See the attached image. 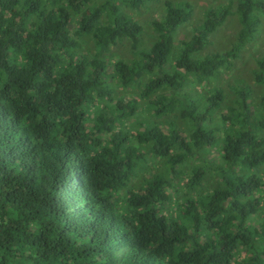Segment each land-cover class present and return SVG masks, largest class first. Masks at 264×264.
I'll return each instance as SVG.
<instances>
[{
	"label": "trees",
	"instance_id": "16d2710c",
	"mask_svg": "<svg viewBox=\"0 0 264 264\" xmlns=\"http://www.w3.org/2000/svg\"><path fill=\"white\" fill-rule=\"evenodd\" d=\"M150 1L0 0V264H264V57L257 104L239 81L220 112L213 84L264 0L208 8L186 39L191 5L163 0L145 47L125 9ZM231 16L229 49L204 52ZM123 41L134 62L102 56ZM139 102L182 128L131 131Z\"/></svg>",
	"mask_w": 264,
	"mask_h": 264
},
{
	"label": "rangeland",
	"instance_id": "374dc122",
	"mask_svg": "<svg viewBox=\"0 0 264 264\" xmlns=\"http://www.w3.org/2000/svg\"><path fill=\"white\" fill-rule=\"evenodd\" d=\"M163 0H152L148 2L146 8H141L139 10H127L126 13L130 14L133 19L136 20V23L141 28L140 40L142 41L145 47H148L150 43L154 40L155 34L150 26V21L158 18L161 8V2ZM172 2H187L192 7V16L190 19L181 25L176 31V38L186 39L192 33L193 28H195L202 20L203 13L208 8H214L220 4L226 3L230 1L231 10L234 12L235 10V0H170ZM73 19H76L75 15H72ZM260 23L258 26L257 32L254 34L252 41L246 44L239 52L237 59L232 62L231 70L228 72H224L219 75L218 79L213 83L216 87L220 88L222 95L225 100L221 104V108L218 111H225L228 105H231V90L230 87L242 81L246 84L250 89V96L255 104L258 102V97L261 94V87L256 85L252 81L251 70L253 69L255 58L264 57V14L259 15ZM238 29V24L235 16L229 17L224 25L217 29L211 36V45L204 52H214V53H223L227 51L234 41V37L236 31ZM82 49L84 51H88L92 53V44L88 36L82 37ZM202 52L200 55H202ZM102 56L106 60H110L111 62L115 61H124L125 63L134 62L136 58L132 53L129 44L125 41L120 42L114 46H111L108 51L104 52ZM143 76L141 77V79ZM117 96L121 95L122 92L119 89L115 90ZM135 95L134 92L128 91V96ZM140 108L138 112L131 117L132 120H129L125 123L126 127L131 131H135L138 128L140 122L153 123V124H161L165 122H171L176 124L178 128H182L181 121L175 114L171 113L168 115H163L158 118L152 117L148 114L146 110H143L142 102L138 103ZM227 106V107H226ZM233 106V104H232ZM260 135L264 137V132H260ZM259 172H264V166L259 167ZM215 176L212 173H208L206 177V183L204 189H208L214 186L215 184ZM261 218L259 220L264 221V209L259 214ZM260 221H256L259 223Z\"/></svg>",
	"mask_w": 264,
	"mask_h": 264
}]
</instances>
